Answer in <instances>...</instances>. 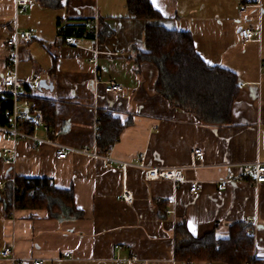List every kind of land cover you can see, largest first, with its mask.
<instances>
[{"label": "crops", "instance_id": "obj_1", "mask_svg": "<svg viewBox=\"0 0 264 264\" xmlns=\"http://www.w3.org/2000/svg\"><path fill=\"white\" fill-rule=\"evenodd\" d=\"M151 2L163 16L161 26L191 33L208 65L236 73L240 93L230 124H201L157 90L159 68L138 60L146 52L149 22L132 19L126 0H70L60 10L35 0L17 15L14 0H0V92L10 56L7 42L16 28L31 32L33 41L19 50L18 74L25 82L23 93L54 107L51 139L97 151L98 115L112 113L128 126L111 148V158L135 163L144 155L148 167L184 169L186 177L179 184L147 180L144 169L123 171L117 164L106 169L103 160L75 153L58 161L51 145L34 149L29 141H9L0 134V181L10 171L16 177L50 180L72 191L80 213L77 218L69 210L62 215L9 212L0 201V264H126L132 256L152 264H180L174 256L177 226L184 225L195 238L211 233L226 238L231 225L247 218L253 219L255 255L264 260V184L220 189L228 167L264 163V0ZM59 21H90L94 38L67 46L59 36ZM245 28L255 33L253 41L241 39ZM35 78L39 83L31 84ZM41 81L47 89L39 87ZM110 81L125 92L107 94L104 84ZM37 134L48 138L42 131ZM197 148L204 152L203 162L193 156ZM6 149L14 155L5 154ZM9 159L11 166L6 165ZM194 182L202 187L198 196L190 192ZM125 189L134 198L132 205L123 200ZM7 248L16 262L1 256Z\"/></svg>", "mask_w": 264, "mask_h": 264}, {"label": "trees", "instance_id": "obj_2", "mask_svg": "<svg viewBox=\"0 0 264 264\" xmlns=\"http://www.w3.org/2000/svg\"><path fill=\"white\" fill-rule=\"evenodd\" d=\"M43 7L60 10L70 0H37ZM130 17L149 22L145 31L146 52L138 55L139 62H150L160 70L157 90L169 99L171 105L193 114L204 125H228L232 120V108L240 93L236 73L224 67L208 65L198 54L189 32L169 30L159 24L162 14L151 0H126ZM90 21L80 23L58 22L59 36L92 40ZM35 104L52 118L54 107L35 98ZM2 108H11L10 102ZM52 120V119H51ZM100 138L97 151H110L120 140L128 126L112 113L101 112ZM51 123V121H50ZM5 191L0 201L7 210H47L51 215H62L66 210L71 217H80L76 210L72 191L58 189L47 179H25L13 176L11 171L0 181ZM254 231L252 223L240 222L231 225L226 238L216 233L195 238L184 225L175 230L174 256L180 264H264L255 255V239L248 233Z\"/></svg>", "mask_w": 264, "mask_h": 264}, {"label": "built area", "instance_id": "obj_3", "mask_svg": "<svg viewBox=\"0 0 264 264\" xmlns=\"http://www.w3.org/2000/svg\"><path fill=\"white\" fill-rule=\"evenodd\" d=\"M35 0H14L16 15L20 10L25 9L30 3ZM18 23L16 18V24ZM60 28H58V31ZM90 32H94L93 25L91 24ZM241 39L244 42H251L255 39V33L248 28L240 30ZM34 39L31 32H22L18 28L13 32L12 38L7 42V49L10 51V56L7 60V74L3 77V89L0 92V134L4 135L9 141H29L32 143L33 148L37 149L42 145H51L55 149V157L58 161L66 160L71 153L89 156L97 159H101L105 163V168L109 169L113 164L119 165L120 169L126 171L129 167H137L147 171V180H166L172 181L175 184L183 183L186 181L184 169H166V168H154L148 167L145 163L146 157L144 155L139 156L135 163H128L117 161L109 155L110 151L103 154L98 151H89L87 149H75L68 148L60 145L51 139L55 135V131L51 127V118L45 114L41 107L36 106L33 97L23 93L22 89L25 82L19 78V50L22 46L30 44ZM67 46L75 47L79 44V40L76 38L68 37L63 39ZM39 78L33 79L31 84H38ZM98 83L102 84L99 78ZM105 92L109 95H118L125 92V87L110 81L105 83ZM10 102L12 107L2 108L3 104ZM42 131L48 138H41L38 136V132ZM101 122L97 121L96 135L97 139L100 138ZM50 137V139H49ZM7 155H14V151L6 149L4 151ZM193 156L199 161H204L205 155L202 149L197 148L193 151ZM6 165H13V160H6ZM228 175L225 180L221 182L220 189L222 191L227 190L229 184L234 183H250L252 185L264 184V163L257 162L247 165H239L235 167H228ZM201 185L199 183H190V192L193 196H198L201 192ZM5 191V183L0 182V193ZM123 200L132 205L134 198L128 189L123 191ZM158 204L162 203L161 199L157 200ZM167 215H171V211L166 212ZM246 223H253L252 218H247ZM250 238H255V232L250 231L248 233ZM119 249V247H117ZM1 256L4 259H9L13 262L16 260L13 257V252L10 248L5 249ZM19 264V263H16ZM33 264H42L40 261H34ZM124 264V263H120ZM126 264H152L147 261H142L138 256H132Z\"/></svg>", "mask_w": 264, "mask_h": 264}, {"label": "water", "instance_id": "obj_4", "mask_svg": "<svg viewBox=\"0 0 264 264\" xmlns=\"http://www.w3.org/2000/svg\"><path fill=\"white\" fill-rule=\"evenodd\" d=\"M40 88H45V89H47L48 88V85L46 84V82L45 81H41L40 82V86H39ZM50 88L52 89L53 88V86H50Z\"/></svg>", "mask_w": 264, "mask_h": 264}]
</instances>
